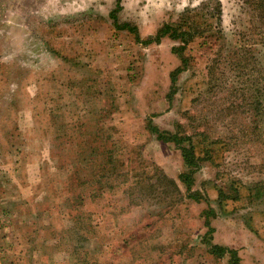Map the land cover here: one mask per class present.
Segmentation results:
<instances>
[{
	"label": "rangeland",
	"instance_id": "374dc122",
	"mask_svg": "<svg viewBox=\"0 0 264 264\" xmlns=\"http://www.w3.org/2000/svg\"><path fill=\"white\" fill-rule=\"evenodd\" d=\"M115 6L0 0V264H228L202 242L208 205L186 196L181 151L150 117L194 136L213 242L264 264V25L245 0H122L142 39L187 9L213 29L188 45L171 100L176 42L117 30Z\"/></svg>",
	"mask_w": 264,
	"mask_h": 264
},
{
	"label": "trees",
	"instance_id": "16d2710c",
	"mask_svg": "<svg viewBox=\"0 0 264 264\" xmlns=\"http://www.w3.org/2000/svg\"><path fill=\"white\" fill-rule=\"evenodd\" d=\"M245 2L248 4L250 10L254 13V17L264 25V0H245ZM121 10L122 0H116V6L110 11V17L113 19L114 26L117 30H127L135 36L137 41H141L147 45L159 44L166 38L176 42V44L172 47V52L178 56L180 59V64L170 73L171 85L168 97L172 100L176 93L179 75L186 68H188L190 64L191 58L186 52L188 45L194 41L195 38L203 37L204 33L206 32H211L212 34L213 29H205V27L201 26V24L199 25V21L190 22L189 17H198L201 15V12L199 10L191 12V9H187L177 21L164 22L153 35L148 36L146 39H142L137 25L130 22L120 23L118 13ZM261 11V16L257 15V12L261 13ZM218 19L221 24V18L218 17ZM220 32L221 31H219V33ZM210 36L211 35H206L207 38ZM147 126L148 129L153 134H155L158 140L174 143L175 146L180 149L186 168L180 173L179 179L185 186L186 196L197 202H205L208 205L207 208L203 210L207 231L202 240V242L207 246L208 252L218 258L228 256V264H243V259L238 248L213 242V233L215 232L216 228L212 224V218L216 216V210L211 206L208 195L203 194L200 190L194 189L196 173L200 169L202 164L201 161L203 159V157L197 152V144L194 140V136L181 133L179 124L177 125L179 129L175 132L162 129L153 121L151 117L148 118ZM87 144L90 145V142ZM161 176L163 178L162 185L164 187L169 189L172 186L178 193H182V190L178 186L175 179L168 177L164 173H162ZM219 192L220 194L218 196V202L221 205H223L224 202L229 199H239V195H237V188L235 190V195L233 196L227 195V193L222 189H219Z\"/></svg>",
	"mask_w": 264,
	"mask_h": 264
}]
</instances>
